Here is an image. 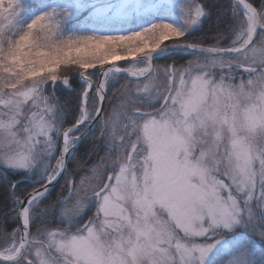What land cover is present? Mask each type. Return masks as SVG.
<instances>
[{
    "label": "snow or ice",
    "instance_id": "6c2138e0",
    "mask_svg": "<svg viewBox=\"0 0 264 264\" xmlns=\"http://www.w3.org/2000/svg\"><path fill=\"white\" fill-rule=\"evenodd\" d=\"M0 184V264H264V0H0Z\"/></svg>",
    "mask_w": 264,
    "mask_h": 264
},
{
    "label": "trees",
    "instance_id": "16d2710c",
    "mask_svg": "<svg viewBox=\"0 0 264 264\" xmlns=\"http://www.w3.org/2000/svg\"><path fill=\"white\" fill-rule=\"evenodd\" d=\"M212 2L214 4H223V5H227L229 3V0H212ZM85 13H82L80 19H83V16H85ZM227 22V17H223L220 21V23H217V16L214 13L213 18L206 22L203 26V32H197L196 35L200 36V35H204L206 38H210L211 35L216 31V29L219 28H223L225 23ZM76 21H70L68 27H72L73 24H75ZM86 147V146H85ZM80 156H83L86 160L87 157L85 155L84 152V147L81 148V152L79 153ZM92 160H95V156L92 157ZM90 166V162L85 164V167H89ZM89 173H84V175H87ZM55 199V194L50 197V200H54ZM7 203V190L6 187L3 186L2 184H0V207H3L5 204ZM7 209H5L6 211ZM9 224H11V220L8 221Z\"/></svg>",
    "mask_w": 264,
    "mask_h": 264
},
{
    "label": "rangeland",
    "instance_id": "374dc122",
    "mask_svg": "<svg viewBox=\"0 0 264 264\" xmlns=\"http://www.w3.org/2000/svg\"><path fill=\"white\" fill-rule=\"evenodd\" d=\"M87 15V12L85 13V16ZM85 176H88V177H90V173L89 174H87V175H85Z\"/></svg>",
    "mask_w": 264,
    "mask_h": 264
}]
</instances>
